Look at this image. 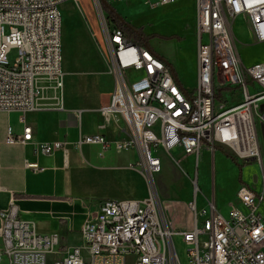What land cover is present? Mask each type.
<instances>
[{"label":"built area","instance_id":"1","mask_svg":"<svg viewBox=\"0 0 264 264\" xmlns=\"http://www.w3.org/2000/svg\"><path fill=\"white\" fill-rule=\"evenodd\" d=\"M66 1L0 0V112H21L24 123L22 135L9 128L8 143L32 141L25 114L37 110L46 95H52L50 105L61 104L65 85L61 6ZM145 1L160 7L177 0ZM196 3L197 80L188 88L164 57L131 43L122 29H112L96 0L115 80L103 113L123 122L128 137L112 141L94 134L80 142L106 150L135 148V166L147 178L149 197L106 199L81 230L84 245L53 260L60 235L38 232L13 203L0 211V264H264V140L257 127L264 124V61L244 63L236 32L237 25L244 29L245 45L264 42V0ZM13 48L18 56L12 63ZM63 146L41 143L36 150L51 154ZM221 150L243 163H259L262 172L258 189L247 180L240 184L235 199L228 202V214L218 206L213 182L211 194H202L211 182L201 181V161L205 153L213 158ZM178 151L192 156L197 168L194 197L188 203L194 217L189 231L173 226L155 181L162 169L160 153L172 156ZM176 237L185 246L184 258Z\"/></svg>","mask_w":264,"mask_h":264},{"label":"crops","instance_id":"2","mask_svg":"<svg viewBox=\"0 0 264 264\" xmlns=\"http://www.w3.org/2000/svg\"><path fill=\"white\" fill-rule=\"evenodd\" d=\"M70 1L61 6L65 73L61 104L50 105L53 98L48 94L40 101L37 110L25 114L26 123L33 129L32 141L27 145L7 142L9 128L15 135L23 134L22 113L0 112V211L16 203L23 217L31 221L38 232L58 233L61 242L58 254L52 255V260L63 258L66 251L75 246L84 245L81 230L89 215L97 213L106 199L145 200L149 197L147 178L135 166L138 159L135 148L106 150L99 144L80 142L84 136L94 134L121 141L128 137V131L123 122L103 113V109L111 102L115 80L109 72L106 56L90 36V27L83 24L79 12L72 11ZM118 2L124 3L122 0ZM112 6L131 23L115 4ZM192 8L197 11L196 0ZM178 9L180 7L175 10ZM138 17L136 22L139 25L131 23L136 27L147 21H139ZM150 46L172 65L184 86H195L196 42L191 47L183 41L168 42L160 47L154 45L152 40ZM129 73L137 74L132 71ZM54 142L62 143L63 148L51 154L36 150L41 143ZM217 153L218 160L228 170V178L233 174L236 177L232 191L224 193L223 205L218 204L220 210L228 214V202L235 199L241 184L240 169L221 151ZM204 159H210L208 153H205ZM203 178L206 183V174ZM184 198L178 200L171 197L169 202L175 205L167 203L168 208H165L174 227L176 218L170 215L171 209L178 206L184 209L191 223L178 230L189 231L194 227V217L188 206L193 197L190 194ZM1 226L0 218V247L3 246Z\"/></svg>","mask_w":264,"mask_h":264},{"label":"rangeland","instance_id":"3","mask_svg":"<svg viewBox=\"0 0 264 264\" xmlns=\"http://www.w3.org/2000/svg\"><path fill=\"white\" fill-rule=\"evenodd\" d=\"M111 5L115 4L118 10L123 13L131 23L139 25L136 22V17L139 16V21L147 20L141 26L144 27L146 33L159 34L164 36L178 35L181 37V41L178 39L166 40L160 37L151 39L154 45H164L166 43L173 42H185V45L194 44L196 38L194 35L197 11L192 8L194 0H177L176 2L160 7H152L145 0H122L123 5L119 4L118 0L116 2H110ZM71 9L75 13L79 12L83 24L90 27L89 33L92 36L98 49L106 56V61L108 64L109 72L110 70V55L107 50V46L103 37V24L101 21V16L99 8L96 4V0H71ZM149 7H147V5ZM106 19L108 20V14L103 9L102 4L100 5ZM175 7V8H174ZM177 7L180 9L175 10ZM152 8L153 10H148ZM174 8V9H173ZM149 11V12H146ZM113 29L114 26L111 25ZM9 29H7V32ZM237 45L240 55L245 64H253L257 62L264 61V42L255 45H245L242 43L244 39L245 31L243 28H239L237 25ZM190 48H188L189 51ZM18 56V49L13 48L9 54L10 62H14ZM258 132L262 139L264 140V124H257ZM216 153L214 157L210 159H202L200 165V175L201 181L203 176L206 174L207 181L211 182L210 188H202V194H211L212 182L214 183V192L216 195L217 203L223 205L224 203V193L232 191L234 183L236 182L235 175H231L228 178V170L225 165L218 160ZM162 158V169L156 174V188L158 190L159 196L165 207L168 208L167 203L175 205L173 202H169L170 198H176L178 200L185 199V196L192 195L194 197L193 191V179L196 174L197 168L195 160L190 157H186L183 153H177L174 155H169L167 153H160ZM224 155V154H223ZM241 165H245V171L243 173L242 180L239 183H243L245 180L251 183L255 188H259L262 185V175L259 163L252 162L250 164L238 161ZM200 201L203 200L202 195L199 197ZM170 215H174L176 218V229H180L187 224L191 223V219L186 211L179 206L170 211ZM175 242L179 250L180 255L185 257V246L182 242L181 237H176Z\"/></svg>","mask_w":264,"mask_h":264},{"label":"trees","instance_id":"4","mask_svg":"<svg viewBox=\"0 0 264 264\" xmlns=\"http://www.w3.org/2000/svg\"><path fill=\"white\" fill-rule=\"evenodd\" d=\"M103 9L106 11L108 14V22L111 27V25L114 26V28H120L123 30V32L126 34L128 40L138 46H145L148 48H151L150 46V41L153 38L160 37L162 39L166 40H171V39H178L181 41V37L178 35H172V36H164V35H159V34H147L144 30V27H136L132 25L130 22H128L118 11L116 8L114 9H109L105 5H102ZM152 49V48H151ZM171 65V64H170ZM172 67V65H171ZM174 70V68L172 67ZM175 72V70H174ZM176 75V73H175ZM177 77V75H176ZM178 78V77H177ZM221 153L224 154L226 157L230 158L240 169L239 173V181L242 180L243 177V169L245 165H241L238 160L227 153L226 151L221 150Z\"/></svg>","mask_w":264,"mask_h":264},{"label":"water","instance_id":"5","mask_svg":"<svg viewBox=\"0 0 264 264\" xmlns=\"http://www.w3.org/2000/svg\"><path fill=\"white\" fill-rule=\"evenodd\" d=\"M99 1V5H105L106 7H108L109 9H114V7L107 1V0H98Z\"/></svg>","mask_w":264,"mask_h":264}]
</instances>
